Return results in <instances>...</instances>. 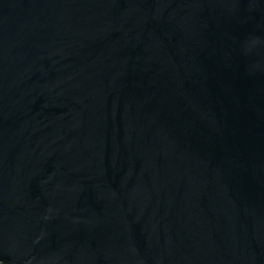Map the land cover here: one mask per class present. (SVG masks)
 Here are the masks:
<instances>
[{"label":"water","instance_id":"1","mask_svg":"<svg viewBox=\"0 0 264 264\" xmlns=\"http://www.w3.org/2000/svg\"><path fill=\"white\" fill-rule=\"evenodd\" d=\"M0 264H264V0H0Z\"/></svg>","mask_w":264,"mask_h":264}]
</instances>
